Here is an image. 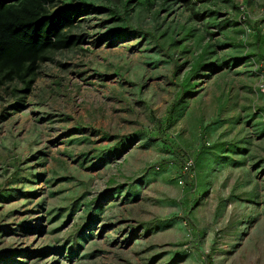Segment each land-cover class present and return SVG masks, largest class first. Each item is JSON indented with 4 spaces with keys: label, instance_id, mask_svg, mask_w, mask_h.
<instances>
[{
    "label": "rangeland",
    "instance_id": "1",
    "mask_svg": "<svg viewBox=\"0 0 264 264\" xmlns=\"http://www.w3.org/2000/svg\"><path fill=\"white\" fill-rule=\"evenodd\" d=\"M130 1L86 0L84 44L0 89V264H264V35L236 9L264 34V0Z\"/></svg>",
    "mask_w": 264,
    "mask_h": 264
},
{
    "label": "trees",
    "instance_id": "2",
    "mask_svg": "<svg viewBox=\"0 0 264 264\" xmlns=\"http://www.w3.org/2000/svg\"><path fill=\"white\" fill-rule=\"evenodd\" d=\"M176 1L183 2L187 6L191 5L192 13H197L191 0ZM213 1L214 5L219 4V1H223L225 4L230 3V0H199L203 6ZM70 2L72 4L74 1ZM76 2L74 7L64 4L63 0H0V89L21 85L22 89L20 90L14 88L13 95H17V93L28 95L43 64L50 62L58 53L73 50L84 44L85 38L75 35L74 31L78 29L79 8L90 5H87L86 0H76ZM132 2L126 0L125 11H128L129 4ZM143 2L149 5L153 0H143ZM242 7L245 6L236 8L240 13V21L248 25L249 32H253L255 35L256 43L261 44L264 35L261 28L258 27L259 25L253 26L250 23V19L246 11H242ZM209 12L215 14L214 18L216 19L220 14L219 12ZM242 17L244 21H242ZM122 20L125 26L119 27L114 32L115 34H121L124 31L144 34L137 32L126 21L127 19L122 18ZM215 26L221 29L220 24ZM209 47L202 49L203 53H206ZM259 65V75L264 77V60L261 59ZM191 87L190 80L181 85L179 99H176L174 104L175 108L183 97L190 93ZM171 113L168 120L169 127L172 125L173 119L175 120L173 112ZM187 180L185 179V182ZM185 184L187 185L188 182Z\"/></svg>",
    "mask_w": 264,
    "mask_h": 264
},
{
    "label": "built area",
    "instance_id": "3",
    "mask_svg": "<svg viewBox=\"0 0 264 264\" xmlns=\"http://www.w3.org/2000/svg\"><path fill=\"white\" fill-rule=\"evenodd\" d=\"M243 10L246 11V8L242 7V11ZM242 19L244 20L243 17H242ZM257 89H258L259 93L264 95V77L263 76H260V80H259V83L257 85ZM194 166H195L194 160L192 158H187L185 161V164H184L182 177L179 178L180 185L185 184V179H186V177H189L191 175V172H192Z\"/></svg>",
    "mask_w": 264,
    "mask_h": 264
}]
</instances>
